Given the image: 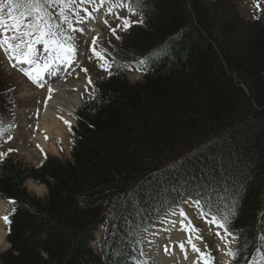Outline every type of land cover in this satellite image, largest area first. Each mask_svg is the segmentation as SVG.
I'll use <instances>...</instances> for the list:
<instances>
[{"label":"trees","instance_id":"obj_1","mask_svg":"<svg viewBox=\"0 0 264 264\" xmlns=\"http://www.w3.org/2000/svg\"><path fill=\"white\" fill-rule=\"evenodd\" d=\"M203 1L129 0L147 29L132 28L117 53L122 63L145 62L143 81L131 85L112 72L98 84L101 103L79 112L72 161L50 159L25 171L2 162L0 193L33 212L18 206L9 216L12 248L1 264H124L130 255L122 242L101 246L98 255L88 246L109 217V201L116 197L111 222L130 212L144 216L154 186L177 180L195 192L218 187L220 209L252 241L264 183V18L247 23L234 3L214 0L208 9ZM4 91L0 80L5 121ZM188 150L193 154L161 176L162 163ZM218 163L226 170L213 167ZM28 178L48 187L46 202L25 192ZM139 181L151 190L142 204L118 202ZM229 198L239 199L235 217Z\"/></svg>","mask_w":264,"mask_h":264},{"label":"rangeland","instance_id":"obj_2","mask_svg":"<svg viewBox=\"0 0 264 264\" xmlns=\"http://www.w3.org/2000/svg\"><path fill=\"white\" fill-rule=\"evenodd\" d=\"M214 0H204L203 4L208 9H211V4ZM232 3H234V10L238 13V15L247 23L252 22L257 17V14L264 15V0H229ZM0 3H7L5 0H0ZM259 3V10L256 8V4ZM72 6V4H71ZM117 7H119L117 5ZM124 13H126L124 11ZM122 14V17H125V14ZM4 14L7 16L8 12L7 9L4 10ZM130 20L136 21L138 20L137 16L134 14H131L127 16ZM118 24H121V20L115 21L111 23L109 26L103 28V37H99V40L97 41V47H100V50L98 49V52L101 51V56L103 59H100L96 57V52L93 51V43L92 44V51L93 53L89 54L90 57H88V52L86 56V64L85 68L83 69V66L80 68V71L78 72V75L74 78L77 81L81 79H88L90 77L92 83H88L81 94V105L79 106L77 113L79 111L84 110V105H90L89 101L94 100L95 102H98L99 98L95 95L97 94V91H95L94 84L95 82L101 81V79H104V75L107 73L108 66H110L112 62V57H110L112 49L115 44L122 39L124 36L122 30L117 29V32L113 34L111 31L112 28H116ZM137 24V23H134ZM133 24V25H134ZM120 36V39H116V36ZM89 45V44H88ZM87 45V50L88 46ZM39 54H43V47L39 45L38 47H35ZM112 48V49H111ZM96 49V48H95ZM49 52V51H47ZM0 54L2 55V58L0 57V77L3 80L4 84H6L8 90L5 92V95L9 96V101L13 102V115L15 117V124H14V130L10 134V136L4 140H1L0 142V153H14L13 159L17 161L22 167V169L29 170L33 169L34 167L41 164L42 156L44 153L41 151H35L33 143H31L32 139V129L29 130V124L32 128L33 120L30 121V115L34 114V108L37 106V94L33 93L32 88H30L27 84H25L22 81V78H24L20 74H15L13 72H9L8 67L9 63H4L6 60L7 54L5 51V48L2 46V43L0 41ZM45 56V55H44ZM6 62V61H5ZM87 71H84V70ZM124 76L128 78V80L131 83H135L137 81H141V74L139 72H133L128 71L124 72ZM33 94V95H32ZM32 101L30 99L32 98ZM28 98V99H26ZM75 124L73 123L71 125V129ZM65 141L58 140L55 141L56 150L55 152H48L49 158L51 159H58L62 162L70 161L71 159V153L73 151V147L75 145V141L77 137H74V134L71 133V130L68 127V130H66L65 133ZM9 149H13L14 151L9 152ZM29 181V180H28ZM28 181H26L25 187H27L28 191L35 196L37 199L39 198L42 200V202H45L47 200V189L44 185L45 192L42 193H36L34 192ZM34 185H38L34 182H32ZM6 203V202H5ZM5 215H8L10 212L13 211V207L11 204L6 203L5 206ZM144 238V237H143ZM2 251H0L1 254ZM145 257V254H144ZM148 264V263H147Z\"/></svg>","mask_w":264,"mask_h":264},{"label":"snow or ice","instance_id":"obj_3","mask_svg":"<svg viewBox=\"0 0 264 264\" xmlns=\"http://www.w3.org/2000/svg\"><path fill=\"white\" fill-rule=\"evenodd\" d=\"M93 0H80L81 4L85 3H92ZM141 0H137V5H140ZM69 3V0H7V3H0V28L4 29V35L7 36V33L10 31L13 33L12 36L8 37L7 39L3 40V43L7 45L5 48L6 52H11V55L9 56V59L16 58L17 63L20 64H26L29 66L35 65V67H31L29 70L25 71V75H27L30 79L33 80V82H37L41 74L49 69L52 64L49 63L47 58L43 61V66H40V63H38L39 55L38 51L35 48V44L44 42L46 45V51H51L55 57L56 61L63 62L64 60L71 59L72 55L75 52V48L72 44H67L62 42L59 37L62 35L60 33L61 25L58 24H52L51 21L53 19V14L48 10L49 5H60L61 11L59 12V17L63 20V23L67 25L68 30L70 31H76L74 28V25L68 21V16L66 14V8ZM119 7H124L123 4L118 5ZM257 10H259L260 6L259 3L256 4ZM7 9L8 12V19L11 21V23H6L4 21V10ZM85 12L88 13L89 17L93 16V13L88 12V10L85 8ZM129 11H132L131 8H129ZM100 15H103V12L100 13ZM77 16H79V23H84V17L80 16L79 13H77ZM97 21L99 22V16L95 17ZM121 20V24H118L116 28H112L111 31L113 34L117 32V29H120L122 31L127 32L130 27L134 23L142 24L143 19L132 21L128 17H117ZM104 23H107V20L104 21ZM53 29H56L54 32ZM86 30L81 29V31ZM63 39L65 41H71L72 37L70 35L64 36ZM116 39H120V36H116ZM95 39L93 40V45H95ZM50 45H54V47H50ZM93 51L95 52V47H93ZM96 55L103 59L101 54L99 52H96ZM140 63L143 65L145 62L140 61ZM16 65L14 64L13 67ZM23 70V69H22ZM84 71H87L86 69ZM109 75H111V72H109ZM89 83L91 84L92 81L89 78ZM43 86V85H40ZM51 92L52 89H49ZM65 124H68L69 129L71 130V124L69 121L65 120ZM47 138V137H46ZM9 152L14 151L13 149H9ZM7 153H0V160H2ZM214 168H218L221 171H225V166L223 164H217L213 166ZM173 171H175V167H173ZM225 183V179H221L219 181V184L222 186ZM203 191V198L211 201L212 194L214 193L216 196H221V193L219 191L218 187H211L205 188L204 185H198L196 188V195L197 197L202 196ZM227 191V189H225ZM129 199H131L132 194L129 193ZM222 198V197H221ZM118 202H120V199L118 198ZM187 203V201H185ZM11 203H15V201H11ZM194 204L199 205L200 199H196ZM239 205V199H236L233 204V208L231 210V216L235 217L236 215V208ZM183 214V213H182ZM5 223L9 225L8 228V234L11 233V219L8 216L3 217ZM213 224H216L220 228H224L226 232H228V235H232V232H229L226 225L224 223L219 222L217 219L212 220ZM5 243L2 239H0V244ZM7 246V245H6ZM181 248H183V245H181ZM195 251L199 252L200 249H194ZM233 258L236 257L237 253L229 251L228 253ZM207 264V262H206Z\"/></svg>","mask_w":264,"mask_h":264},{"label":"bare ground","instance_id":"obj_4","mask_svg":"<svg viewBox=\"0 0 264 264\" xmlns=\"http://www.w3.org/2000/svg\"><path fill=\"white\" fill-rule=\"evenodd\" d=\"M101 10L98 9L92 17H84V23H80L82 27L86 26L88 29H91L89 34L90 37L92 34L101 35L98 26L102 23L105 24L102 22L105 12H103L101 16ZM85 14H87V12ZM97 16H99V22L95 18ZM94 20H96L97 23H95ZM4 21L7 23L5 17ZM4 32L5 30L0 28L3 39L10 37V31L7 33V36L4 35ZM28 66L29 65H27V67ZM83 86V82H76L67 87L58 85L55 86L50 93H47L45 109L38 112L37 118L35 119L36 122L34 127L38 133L34 137L35 151L41 149L48 152H55L57 151L55 148V141H65V131L68 128V124H65L64 121L73 122V114L81 105V91ZM67 90L71 92L69 93ZM29 185L37 194L45 192L44 187L34 185L33 183H29ZM4 208L5 203H0V239L5 242L0 244L1 250L8 247V243L6 242V231L4 230ZM186 212L188 213L187 216L185 214ZM192 222L193 214L189 212L186 205L169 216V218L165 219L164 225L156 230L154 233L155 237L153 241L149 243L150 246H148V258L151 264H205L203 257L204 250L199 239L194 237L197 234L194 233L191 227ZM203 226L205 229L206 224L203 223ZM181 245H183V248H181ZM194 249H200V251L197 252ZM227 249H229V244L222 243L219 256L223 262L229 259ZM187 253L190 255H187ZM178 255H182V259L178 260L176 258Z\"/></svg>","mask_w":264,"mask_h":264}]
</instances>
